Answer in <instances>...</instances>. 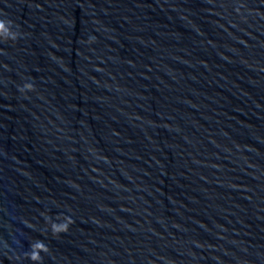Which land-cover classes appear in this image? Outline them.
Returning <instances> with one entry per match:
<instances>
[{"label":"water","instance_id":"95a60500","mask_svg":"<svg viewBox=\"0 0 264 264\" xmlns=\"http://www.w3.org/2000/svg\"><path fill=\"white\" fill-rule=\"evenodd\" d=\"M0 264H264V0H0Z\"/></svg>","mask_w":264,"mask_h":264}]
</instances>
